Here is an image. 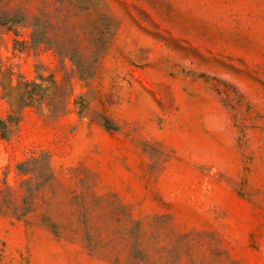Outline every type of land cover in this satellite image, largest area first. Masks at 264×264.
I'll return each mask as SVG.
<instances>
[{
	"label": "rangeland",
	"instance_id": "rangeland-1",
	"mask_svg": "<svg viewBox=\"0 0 264 264\" xmlns=\"http://www.w3.org/2000/svg\"><path fill=\"white\" fill-rule=\"evenodd\" d=\"M0 18V82L57 84L0 137V264H264V0H0Z\"/></svg>",
	"mask_w": 264,
	"mask_h": 264
},
{
	"label": "trees",
	"instance_id": "trees-1",
	"mask_svg": "<svg viewBox=\"0 0 264 264\" xmlns=\"http://www.w3.org/2000/svg\"><path fill=\"white\" fill-rule=\"evenodd\" d=\"M0 23H9L10 25H13L16 23V20L13 18H0ZM37 25L36 18H34V21L32 22L34 30L31 34L32 43L34 45H38L43 42L48 43L50 41V37L47 36L46 33H43L38 38H36ZM62 51L63 50H61L60 53H63ZM7 75L9 77L7 84L0 82L1 97L6 99L10 106V112L7 114L6 118H0V137L4 139H8L11 136L14 126L18 123L22 108L25 106H40L42 100L46 97L48 90L57 88L56 81L52 77L46 79L38 76L39 82H37L34 80H26L19 76L17 84L11 85V72L8 71ZM44 82H47L48 84L45 85ZM65 98L66 94L63 96V101L61 102L63 104H61L60 108H58L57 104H51V111L55 113L58 112V109L60 111L64 110L66 106L64 102ZM33 160L36 162L37 158H33ZM28 163L29 160H26L18 164V170L20 173L26 174L28 172H33L34 168L27 166ZM27 182L29 183V181ZM31 189V186H29V189L27 188L28 191H31Z\"/></svg>",
	"mask_w": 264,
	"mask_h": 264
}]
</instances>
